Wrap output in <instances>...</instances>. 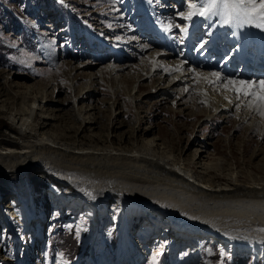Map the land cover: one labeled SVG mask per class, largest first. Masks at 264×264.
Listing matches in <instances>:
<instances>
[{
	"label": "bare ground",
	"instance_id": "1",
	"mask_svg": "<svg viewBox=\"0 0 264 264\" xmlns=\"http://www.w3.org/2000/svg\"><path fill=\"white\" fill-rule=\"evenodd\" d=\"M117 1L111 5L115 13L127 7L125 0H119L120 3ZM161 1L158 0L152 4L151 0H141L139 8H134L131 16L126 20H123L124 14L119 13L116 16L121 19L118 32L121 36L122 33L125 36L129 35L127 37L129 40L126 38L98 40L88 29L87 41L84 40V43L90 45L95 42L98 50L102 51V55L93 60L77 62L73 56L78 57L81 53L75 51L74 48L72 50L68 48V51L63 49L61 54H57L51 51L42 40L40 41L43 52L67 69L65 70L70 80L68 85L62 82V87L64 85V87L72 88V84L75 87L80 76H86L87 82L83 89L85 94L75 96L76 111H73V114L83 119L88 128L95 129L98 121L93 114L98 106L90 104L79 107V102L88 100L89 92L97 85L107 86L111 94L110 100L114 101L113 105L117 114L120 112L119 106L122 105L124 99L121 95L130 100L132 106L135 105L139 97L136 94V82L130 84L127 79L129 75L125 72L131 58L119 56L115 59L116 63L105 62L104 59L118 56L114 45L124 44L132 48L134 56L138 57L139 67L145 71L143 79L149 75H157L159 79L166 78H164L165 86L156 87L157 95L161 90L165 93L164 95L174 97L181 96V94L184 96L194 91L197 94L198 103H201L206 110L212 111L214 115L227 114L234 107L239 109L243 105L254 109L253 115L255 116L256 110L264 105V102L260 100L261 95H264V85L260 83L264 81V68L259 69V66H264V27L257 26L264 24V20L257 17L251 23L224 25L221 24L219 17L215 16L192 15L191 19H185L184 17L190 11L189 3L199 4L200 0H182V3H180L181 0H174L171 5L167 4V0L164 1L165 5H162ZM256 3L259 4L260 0H256ZM148 7L156 10L154 14L148 12ZM94 13V11H89L80 18L89 19L95 15ZM59 32L57 33L59 38L66 34L61 30ZM68 34L70 42H75L77 35L73 34V30ZM175 56L178 58L174 59ZM209 59H213L211 64H209ZM207 65L211 68L207 69ZM216 65L218 68H215ZM244 66L246 69L242 71ZM214 73L218 75H213ZM249 73L253 77L242 78V74L249 76ZM257 74L261 76L255 78ZM13 96L24 103L18 106H16L17 103H13L10 107L2 105L0 108V112L9 109L8 132L16 138L0 140V177L4 179L6 187L13 189L21 184L20 182H24L23 180L32 170L31 174L36 176L38 184L36 189L40 191L48 185V182L54 184L53 181L44 178L49 175L62 183L56 188L58 193L68 196L81 206L87 203L97 221L94 223L90 240L85 243L84 250L91 245L92 239L97 242V237L101 236L104 241L106 240L103 235L105 229L98 225L104 210L100 207L101 203L117 208L120 220L124 221L130 229L132 219L140 217L141 220L145 214L144 212L139 214L138 211L154 214V210L150 208H154V203L159 202L156 206H165L162 211L160 210V214L168 218L165 220L167 222L166 234H173L172 251L179 254V251H183L187 244L198 243V246H193L188 252L182 264L197 262L196 260L201 257L206 237H214L213 243H218L222 251L228 248L229 242H226V235L212 233L209 228L189 223L190 216L194 217L193 215L197 214L195 210L205 208L208 211L213 209L220 215L235 210L234 215L239 219L236 222V232L240 231V234L243 233L250 237L249 243L246 242L249 247L250 243L253 244L255 240L257 248L259 241L263 240L260 242L259 253L264 252L262 247L264 246V231H260L264 229L263 176L246 181L241 178L239 172L234 171L231 172L230 179L227 169H222L219 173L217 172L216 176H213L210 172L215 169L214 164L202 163L205 155L192 165L188 158H177L166 142L161 143L158 138L149 137L146 129L138 127L133 129L130 141H125L123 137L122 142L119 143L115 136L110 145L101 144L103 137H98L99 134L95 133L93 135L94 144H87L83 141L74 142L69 135L73 126L63 128L62 125L58 126L54 123L60 117L57 112L63 111V104L60 100H52L57 103L56 107L53 109L48 107V101L51 100L50 91L39 92L36 85H27L22 90L14 91ZM28 99V103H25ZM40 110L48 114L42 116L38 128H35ZM212 114L205 115L206 120L211 119ZM51 124L60 130L54 131L55 133L53 130H46ZM39 161L50 167L39 168L37 164ZM261 169L264 172V169ZM16 177H23V180ZM69 180L75 182L73 185L77 192L74 194L66 192V188L72 187ZM65 202L68 203V201ZM149 202L153 205L145 208ZM14 203H17L13 207L16 209L22 205V215L26 217L24 222L29 232L34 221L39 223L34 224L36 228L44 227L43 213L38 215L32 204L30 206L32 208H29L28 204L24 205L25 202L15 201ZM113 210L115 211L114 208ZM207 218L208 216L199 219L204 223ZM40 219L43 221L39 222ZM241 219L244 220L241 221ZM29 220L32 222L28 224ZM152 222V220L149 221L147 225ZM241 224L247 226H241ZM249 227L252 229L251 232H248ZM153 231L154 229L147 232L149 236ZM14 234V228L9 225L5 227L3 235L0 233V237ZM234 235L238 236V233ZM251 238L253 241L250 240ZM119 240L116 258L124 254L128 261L118 260L116 263L135 264L140 242L129 243L126 230ZM181 241L185 242L181 244ZM0 245H3V242H0ZM105 246H107L106 241ZM140 248L145 247L140 245ZM104 253L105 250L103 256H98V262L103 260ZM26 254L28 257V251ZM208 254H212V251L209 250ZM31 263L30 261L28 264Z\"/></svg>",
	"mask_w": 264,
	"mask_h": 264
},
{
	"label": "rangeland",
	"instance_id": "2",
	"mask_svg": "<svg viewBox=\"0 0 264 264\" xmlns=\"http://www.w3.org/2000/svg\"><path fill=\"white\" fill-rule=\"evenodd\" d=\"M116 1L0 0V108L2 105L10 107L13 103H17L16 106L22 105L24 102L13 96L14 91L22 90L27 85H36L39 92L50 91L51 100L48 101V107L51 109L55 108L57 104L52 100L61 101L63 111L57 112L60 117L54 123L58 126L62 125L63 128L73 126L69 135L74 142L81 143L83 141L87 144H94L93 135L95 133L99 134L98 137H103L101 144L110 145L115 136L119 143L122 142L123 137L125 141H130L133 129L138 127L146 129L149 132V137L158 138L161 143L166 142L177 158H188L192 165L205 155V160L202 163L214 164L213 167L217 170H211L210 173L213 176H216L220 170L227 169L230 179V174L234 171L239 172L241 178L246 181L264 177V172L261 169H264V105L256 110L255 116L253 115L254 109L243 105L239 109L234 107L227 114L214 115L211 113L212 111L206 110L201 103H198L197 94L194 91L188 92L184 96L181 94V96L174 97L164 95L165 93L161 90L162 92L159 91L157 95L156 87L165 86V77L159 79L157 75H149L143 79L145 71L140 69L138 57L134 56L132 48L124 44L114 45L118 56L104 59L105 62L116 63L115 59L119 56L131 58L125 72L129 75H127L129 77L127 79L130 84L136 82L137 90H135L139 97H137L135 105L132 106L130 100L121 95L124 99L122 105L119 106L120 112L117 114L113 105L114 101L110 100L111 94L107 86L97 85L93 87L94 90L89 92L88 100L79 102V107L90 104L98 106L93 114V117L98 121L95 129L88 128L83 119L73 114V111H76L75 96L84 93L86 76H80L75 87L73 84L72 88L64 87V85L62 87V82L68 85L70 80L68 72L66 73L67 69L43 52L40 41L42 40L51 51L57 52V54H61L63 49L68 51V48L70 50L74 48L75 51L81 53L78 57L73 56L77 62L100 57L102 51L98 50V45L95 42L90 45L84 43V40L87 41L88 29L98 40H112V38L129 40L127 38L129 35L125 36L122 33L121 36V33L118 32L121 19L116 16L119 13L124 14L123 20H126L131 16L134 8H139L141 2V0H125L127 2L126 9L124 7L121 12L115 13L116 11L111 5ZM151 1L154 4L158 0ZM164 1H161L162 5H165ZM173 1L167 0V4L171 5ZM117 2L120 3L119 0ZM89 11H94L95 15L82 20L80 17ZM155 11L149 8L148 12L154 14ZM59 30L66 34L59 38L57 36V33H60ZM71 30H73V34L77 35L75 42H72L73 45L68 36V32ZM173 58L177 59L178 56ZM146 71H149V67ZM28 101L29 99L25 103ZM8 111L9 109L0 112V140L16 139L8 132L10 127ZM43 111L45 110L43 109ZM43 111L39 113L35 128H38L42 116L48 114ZM207 114H212L211 119L206 120L205 115ZM55 125L51 124L46 130H53V132L60 130ZM29 176L24 180L23 177H16L26 183L20 182L21 184L13 189L6 187L4 179L0 177V198L2 199H0V217L4 211V216L7 219L6 224L0 221V233L3 235L5 227L7 228L9 225L14 228L15 232L14 237L12 235L0 237V242H3V245H0V264H28L30 261L31 264H117L118 260L127 262L124 254H120L116 258L119 239L123 237L124 230H126L129 243L133 244V242L139 241L141 247H145L141 249L139 245L135 264H153V257L156 258V264H182L183 259L193 246H198L196 242L189 243L183 251H179V254L172 251L173 234H166L167 222L160 219V212L165 206H156L159 202L154 203L156 208H150L154 210L155 215L138 211L139 214H143V212L145 214L141 220L140 217H134L130 229L124 221L120 220L117 208L101 203L100 207L104 210L101 211L102 215L98 225L105 229L103 235L106 237L107 246H105L103 238L99 236L97 242L92 239L91 245L84 250L85 243L90 240L94 223L97 221L88 207L89 205L84 202L83 206L76 204L68 196L58 193L57 187L53 183L48 182L43 190L37 191V181L31 182ZM14 190L16 192L21 190L22 194L18 195L20 193L18 192L16 194L18 198L15 196L13 199L11 197L15 193ZM18 200L25 202L24 205L28 204L29 208H35L38 215L43 213L44 224L47 222L48 227L44 233L41 232V240L31 239V235L24 231L23 226L25 227L27 224L24 222L26 217L24 218L22 215L23 207H20L21 213L19 208H17L18 211L13 208L17 204L14 202H18ZM65 201L68 203L66 204ZM1 202L3 208H1ZM31 204L32 207H30ZM151 204L153 205L149 202L145 208H149ZM210 211L206 208L195 210L197 214L193 215L194 217L190 216L189 223L209 228L212 233L226 235V242H229L228 248L222 251L218 243H213L214 237H206L201 257L196 260L195 264L205 262L207 264H264V252L259 253L260 242L263 240L259 241L256 248L257 241H253L251 238L250 240L254 243H250L251 248L249 247L250 237L243 233L240 234V231L236 232V222L239 219L234 215L233 211L235 210L227 211L222 215ZM205 216L208 218L206 222L202 223L199 218L204 219ZM149 217L153 222L147 225L151 221ZM241 226L246 227L247 225L241 224ZM153 229L155 233L153 231L149 236L147 232ZM248 229V232L252 231L250 227ZM235 233H238V236L234 235ZM113 240H115V245ZM233 240H235L234 243ZM184 242L181 241V244ZM252 246L254 247L252 248ZM262 247L264 248V246ZM104 250V258L98 262V256H103ZM209 250L212 251L210 255L208 254Z\"/></svg>",
	"mask_w": 264,
	"mask_h": 264
},
{
	"label": "snow or ice",
	"instance_id": "3",
	"mask_svg": "<svg viewBox=\"0 0 264 264\" xmlns=\"http://www.w3.org/2000/svg\"><path fill=\"white\" fill-rule=\"evenodd\" d=\"M188 7L190 11L184 17L185 19H191L192 15L215 16L219 17L221 24L224 25L251 23L257 17L264 20V0H260L259 4L256 3V0H200L199 4L189 3ZM257 26L264 27V24ZM213 75L218 74L214 73ZM260 83L264 85V81ZM260 100L264 102V95H261ZM260 231H264V229H260ZM153 264H156L155 257H153Z\"/></svg>",
	"mask_w": 264,
	"mask_h": 264
}]
</instances>
